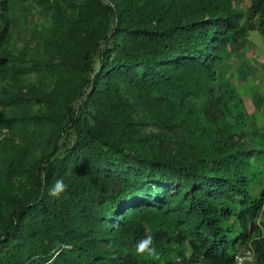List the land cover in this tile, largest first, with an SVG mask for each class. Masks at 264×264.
I'll list each match as a JSON object with an SVG mask.
<instances>
[{"label":"trees","instance_id":"trees-1","mask_svg":"<svg viewBox=\"0 0 264 264\" xmlns=\"http://www.w3.org/2000/svg\"><path fill=\"white\" fill-rule=\"evenodd\" d=\"M32 1L29 59L3 50L0 0V264H235L250 244L264 264V133L225 71L264 0Z\"/></svg>","mask_w":264,"mask_h":264},{"label":"rangeland","instance_id":"rangeland-1","mask_svg":"<svg viewBox=\"0 0 264 264\" xmlns=\"http://www.w3.org/2000/svg\"><path fill=\"white\" fill-rule=\"evenodd\" d=\"M9 2L11 4L8 14L10 36L3 50L14 55H26L29 59L41 56L40 42L48 28L47 17L42 15L32 0H9ZM239 7L247 17L250 16L249 1L239 4ZM43 56L44 54L41 57ZM225 71L227 79L232 84H241L242 87L238 90L241 95L245 96L249 93L248 102L253 96L251 94L257 91L264 94V36L258 31L251 32L246 47L236 53V56L226 65ZM32 78L29 77L27 81ZM240 78L244 79L239 81ZM255 113L259 116H251L248 119L250 128L247 134L249 136L254 129L264 133V112ZM13 139L19 141L20 137L15 135ZM260 165H264L263 162Z\"/></svg>","mask_w":264,"mask_h":264},{"label":"clouds","instance_id":"clouds-1","mask_svg":"<svg viewBox=\"0 0 264 264\" xmlns=\"http://www.w3.org/2000/svg\"><path fill=\"white\" fill-rule=\"evenodd\" d=\"M68 185L64 178H58L54 181L48 189V194L53 198H59L66 193ZM134 253L140 257H148L152 260L158 261L161 258L160 252L155 247L154 237L151 234H146L143 238L138 240L134 246Z\"/></svg>","mask_w":264,"mask_h":264},{"label":"built area","instance_id":"built-area-1","mask_svg":"<svg viewBox=\"0 0 264 264\" xmlns=\"http://www.w3.org/2000/svg\"><path fill=\"white\" fill-rule=\"evenodd\" d=\"M8 133V130L4 129L0 125V145L5 138L6 134ZM256 251L252 244H250L248 247H245L240 252L237 253L235 257V264H253L256 261ZM192 264H207L203 262H194Z\"/></svg>","mask_w":264,"mask_h":264},{"label":"crops","instance_id":"crops-1","mask_svg":"<svg viewBox=\"0 0 264 264\" xmlns=\"http://www.w3.org/2000/svg\"><path fill=\"white\" fill-rule=\"evenodd\" d=\"M244 50V49H243ZM241 79H244V78H240L239 79V81L241 80ZM235 87H236V89H237V91L240 89V87H242L241 86V84H237L236 85V83L235 84H233ZM244 86L246 85V84H243ZM248 87V86H247ZM238 93H239V95H240V97H241V99L243 100V102H244V106H245V109H246V111H247V114L248 115H250V116H259V115H257L255 112H257V113H259V112H264V109H262V111H257V109H256V107H255V104H254V101H253V97L256 95V94H258V95H261V96H263L264 97V94L262 93V92H256L255 94H251V95H253L251 98H250V103L247 101V98H248V96H249V93H247V95H245V96H243V95H241L240 94V92L238 91ZM253 113H255L254 115H253Z\"/></svg>","mask_w":264,"mask_h":264}]
</instances>
